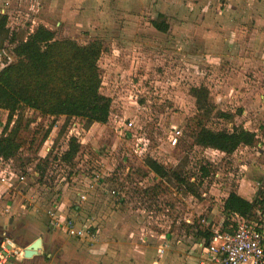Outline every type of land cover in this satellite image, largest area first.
<instances>
[{
  "label": "rangeland",
  "instance_id": "374dc122",
  "mask_svg": "<svg viewBox=\"0 0 264 264\" xmlns=\"http://www.w3.org/2000/svg\"><path fill=\"white\" fill-rule=\"evenodd\" d=\"M75 6V17L61 9L60 26L57 16L49 23L57 39L102 43L100 91L111 99L110 115L105 124L88 129L78 118L65 121L27 108L14 116L21 147L9 163L26 177L5 199L22 204L17 219L29 224L14 236L16 243L24 247L39 234L30 223L55 230L46 210L64 200L76 203L77 187L86 196L81 218H93L98 227L92 236L80 237L84 245L124 232L122 241L133 242L136 253L159 248L160 258L166 234L192 248L199 225L229 231L231 218L226 230L221 227L223 197L236 192L253 199L264 190V0H90ZM11 18L0 34L4 64L14 61L10 37L26 36L24 27L32 25L28 16L12 12ZM153 21L168 30H156ZM200 86L208 89L216 110L233 115L206 125L226 131L242 127L255 135L252 146L225 154L194 144L198 112L190 90ZM6 119L7 111L0 109V135ZM128 121L133 127H125ZM176 130L180 136L173 145L170 131ZM71 136L81 148L65 163L61 158ZM148 158L170 174L155 175L146 166ZM173 172L188 178L196 194L179 186ZM263 215L257 212L250 220L264 228ZM62 224L76 236L74 226Z\"/></svg>",
  "mask_w": 264,
  "mask_h": 264
},
{
  "label": "trees",
  "instance_id": "16d2710c",
  "mask_svg": "<svg viewBox=\"0 0 264 264\" xmlns=\"http://www.w3.org/2000/svg\"><path fill=\"white\" fill-rule=\"evenodd\" d=\"M6 22L7 18L0 16V34L6 31ZM152 25L163 33L168 30V25L163 22L153 21ZM9 43L14 44V61L0 70V109L7 111L3 134L0 135V158L9 160L20 149L18 119L14 120V116L25 108L42 116L65 117L66 121L78 118L84 121L87 129L92 124H105L108 121L111 99L100 91L102 79L98 61L103 53V45L99 40L79 44L70 38L57 39L54 31L38 25L26 36L20 35L19 39L10 37ZM190 92L198 112L194 117L195 145L232 154L240 146L250 147L254 144L255 135L242 127L232 131L208 127L206 122L211 118L229 121L233 115L216 110L206 87H193ZM49 132L46 131L44 140ZM80 148L78 139L71 136L62 160L71 163ZM146 166L160 178L170 174L156 160L148 158ZM201 170L203 176L208 174L205 168ZM172 175L186 192L196 194L188 178L175 172ZM257 212L264 213V190L257 191L252 200L230 192L222 201V230L231 224L228 220L233 215L250 220L255 218ZM201 234L208 243L212 232L205 229Z\"/></svg>",
  "mask_w": 264,
  "mask_h": 264
},
{
  "label": "crops",
  "instance_id": "0c3cea01",
  "mask_svg": "<svg viewBox=\"0 0 264 264\" xmlns=\"http://www.w3.org/2000/svg\"><path fill=\"white\" fill-rule=\"evenodd\" d=\"M88 1L90 0H0V16H5L7 18L6 27L8 21L12 20V12H16L19 17L22 18V16H28L31 20L32 25L28 24L24 27L26 28L24 29L25 32H33L38 25H43L47 29L54 31L49 23L52 20L56 21V19L51 18L52 16H57V22L55 25L60 26L62 16L61 9H64L66 14L75 17V12L71 13V9H73L75 4L84 6ZM5 4H7V6H5ZM77 20L78 19L75 18V22ZM35 22H37V24H35ZM20 23L21 22L16 23V26H20ZM18 29L20 30L19 27ZM46 156L47 155H44L42 160H45ZM9 162H11V159L3 160V162L0 163V173L8 172L11 169ZM77 186L78 184L75 186L73 185L74 188ZM75 190L79 192L76 193V203L70 204L68 200H64L62 202L54 203L46 210L45 216L49 220L50 226H54L51 224L52 221H57V219L60 220V222L54 226L55 230L43 231V227L39 225L38 227L30 223L33 229L39 231V234L34 236L32 241L22 247L16 243V240H14V236H16L17 233H20L21 230H23V227L25 228V226L29 225H21V222L17 219L20 214L18 206L22 204L19 203V205L16 206V203L6 200L5 198L9 192V188L7 185L0 187V199H2V201L0 200V245L3 243H10L13 248H16L19 251V256L10 259L9 264H217L214 260L209 258L206 253L207 243L201 234L202 231L205 230V226L200 225L199 229L195 231L196 236H194L195 238L192 241V248H185V243H180L181 240L172 239L169 234H166L165 237L167 238L164 241L166 244L164 245L165 247L167 245L168 248L165 250L164 247V252L161 254L160 258L158 257L159 253L157 252L159 248L157 250L146 248L145 251L138 249L140 251L139 253H136L132 247L133 242L130 243L129 239L128 242L127 238L126 242L122 241L121 235L124 232H119L118 234L115 233L114 237H112L115 238L117 242L115 239L109 240L108 238H103L100 244L86 243L84 245L83 237L80 238L81 236L69 235L65 224H62L70 222L76 231L89 229L90 233L85 234L88 236H92V233L98 228L96 227L97 224L94 223L93 218L88 216L84 219L81 218V215L83 216L81 203L86 200V196L82 189V191H79V187ZM80 192L84 194V200L80 199ZM227 196L228 194L223 197V199ZM245 198L252 200L247 197ZM49 212H53L55 217H50L48 214ZM222 215L223 214H221V216ZM207 224L211 223L208 222ZM86 226H90V228ZM211 226L214 227L213 224H211ZM208 230H211L212 232V230L215 229L211 228ZM189 238H191V236H189ZM37 239L41 240V249H39L35 255L26 257L24 254L26 249H28V247H30ZM174 241L178 245L177 247L169 243H174ZM140 252H143V255ZM46 261L48 262L46 263Z\"/></svg>",
  "mask_w": 264,
  "mask_h": 264
},
{
  "label": "built area",
  "instance_id": "2783aa9c",
  "mask_svg": "<svg viewBox=\"0 0 264 264\" xmlns=\"http://www.w3.org/2000/svg\"><path fill=\"white\" fill-rule=\"evenodd\" d=\"M4 63L0 60V69L7 65ZM125 127H133V122L128 121ZM170 132V140L174 145L178 141L180 131ZM2 162L3 159L0 158V163ZM25 177L24 173H15V171L10 169L8 172L0 173V187L7 185L10 191L14 187L15 182L24 183ZM80 199H85L84 194L80 195ZM48 214L50 217H55L53 212ZM232 220L234 223L230 226L229 231L217 232L212 230V236L206 245L208 257L217 264H264V228L258 222L239 217L238 215H233ZM51 224L56 226L58 222L52 221ZM67 225L73 226L70 222ZM71 233L76 236H82L90 233V231L89 229L78 231L72 229ZM17 256H19V251L13 248L10 243L0 245V264H9L10 259Z\"/></svg>",
  "mask_w": 264,
  "mask_h": 264
},
{
  "label": "water",
  "instance_id": "95a60500",
  "mask_svg": "<svg viewBox=\"0 0 264 264\" xmlns=\"http://www.w3.org/2000/svg\"><path fill=\"white\" fill-rule=\"evenodd\" d=\"M41 240L37 239L33 244H31L30 247H28V249H26L25 251V256L26 257H31L32 255H35L36 252L41 249Z\"/></svg>",
  "mask_w": 264,
  "mask_h": 264
}]
</instances>
